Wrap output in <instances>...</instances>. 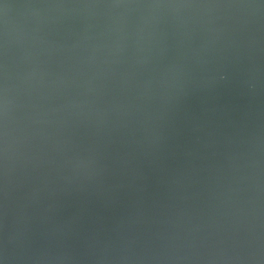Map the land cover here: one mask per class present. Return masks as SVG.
Instances as JSON below:
<instances>
[{"label":"water","instance_id":"obj_1","mask_svg":"<svg viewBox=\"0 0 264 264\" xmlns=\"http://www.w3.org/2000/svg\"><path fill=\"white\" fill-rule=\"evenodd\" d=\"M0 264H264V0H0Z\"/></svg>","mask_w":264,"mask_h":264},{"label":"clouds","instance_id":"obj_2","mask_svg":"<svg viewBox=\"0 0 264 264\" xmlns=\"http://www.w3.org/2000/svg\"><path fill=\"white\" fill-rule=\"evenodd\" d=\"M221 78H223V77H221Z\"/></svg>","mask_w":264,"mask_h":264}]
</instances>
